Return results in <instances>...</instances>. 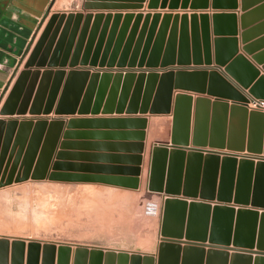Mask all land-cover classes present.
<instances>
[{
	"label": "water",
	"instance_id": "95a60500",
	"mask_svg": "<svg viewBox=\"0 0 264 264\" xmlns=\"http://www.w3.org/2000/svg\"><path fill=\"white\" fill-rule=\"evenodd\" d=\"M256 2H260L258 8L264 7V0ZM154 7L151 3L148 5V8ZM159 7H164L163 1ZM206 7L205 0H190L189 4L187 0L180 3L171 0L167 5L168 9ZM234 7L233 1L227 7L211 3L213 9ZM247 13L241 15L240 20ZM100 17V14L62 11H53L47 17L0 103V187L27 180L92 182L127 189L138 187L145 118L80 121L68 118V128L78 123L88 125L107 119L116 124L136 125V130L129 132L102 133L107 137L131 134L134 141L108 142L98 150L90 148L88 153H82L80 150L88 149L73 141L77 133L65 131L62 137L72 140L58 144L55 162L49 165L62 119L18 116L50 112L54 115L169 114V139L151 145L147 163L146 190L163 195L155 251L142 253L92 246H75L71 251V246L65 243L55 245L0 235V264H69L70 252V264H264V158L253 163L248 156L236 159L232 153L219 151L264 155V114L245 106L250 99L264 100V76L258 75L242 55L228 60L229 54L225 57L214 54V63L223 66L224 77L210 68L169 70L160 74L155 71H131L123 75L110 70L89 72V66L121 67L136 62L138 65L144 62L149 66L158 63L163 66L173 61L163 55L158 60V52L173 50L191 51L193 65L210 63L207 17L203 13L197 16L201 25L200 44L194 13L188 16V25L185 14L163 13L154 43L147 45V40L141 49L149 52L147 59L143 60L144 53L138 61L134 60L138 44H135L130 58L125 60L128 41L117 57L121 32L114 43L109 32L102 46L104 23L97 38L95 34ZM139 17L138 13L135 20ZM149 17L153 26L159 13H146L144 22ZM219 18L229 19L231 37L214 38L213 51L216 53L218 44L224 41L230 46L229 53H234V14L213 13L211 16L212 20ZM169 19L172 20L171 30L164 44V30ZM213 32L217 34L214 26ZM110 42L113 48L108 55ZM200 47L202 57L199 56ZM243 50L251 54L249 47L245 46ZM250 58L257 64L262 59L259 54ZM176 62L187 64L190 61L178 55ZM64 67L68 68L66 72ZM73 67L79 68L71 69ZM39 68L43 69L39 71ZM231 81L245 89L248 96L236 90ZM173 90L175 93L172 94ZM186 92L196 96L192 98ZM79 134L81 139L91 133L80 131ZM128 145L132 147L130 150H127ZM73 148H79V151L73 153ZM73 156H86L90 163H84L81 158L80 164L72 163Z\"/></svg>",
	"mask_w": 264,
	"mask_h": 264
},
{
	"label": "rangeland",
	"instance_id": "374dc122",
	"mask_svg": "<svg viewBox=\"0 0 264 264\" xmlns=\"http://www.w3.org/2000/svg\"><path fill=\"white\" fill-rule=\"evenodd\" d=\"M144 0H67L65 5L61 8L67 9H56L58 12H80L83 15L85 14H100L101 17L97 21V35L101 30L103 23L105 28L103 31V38L101 40L102 46L106 42L109 32L113 37V43L118 35L121 32V42L118 47L117 57L121 55L124 49L125 41H128V47L125 52V60L130 58V54L133 52L135 44L139 45L138 50L135 53L134 60L138 61L142 54L145 53L143 60L147 59L149 54L148 51L143 52L141 49L147 41V45H152L156 39L158 28L161 21V15L163 13H169L170 15L185 14L187 16L186 22L188 25L189 13H177L185 9L176 8L168 9L167 5L171 0H146L145 8L146 11L142 13V3ZM162 1L164 2V7L160 8ZM179 3L181 0H177ZM188 4L190 0H187ZM155 5L154 8H148V5ZM100 5V7H85L84 5ZM139 5V8H121L131 7ZM104 6V7H102ZM174 12V13H171ZM186 12V11H183ZM140 14L139 19L135 20V16ZM149 13H159V18L153 21L149 17L144 22V15ZM200 14V13H199ZM204 14V13H203ZM126 15H129L128 18H125ZM196 15V14H195ZM206 15V14H205ZM106 16L108 18L106 19ZM198 15H196L197 17ZM207 17V15H206ZM145 23V24H143ZM178 23L175 21V36H178ZM214 19L212 20V25ZM172 20H168L166 28L164 30V44L169 35L171 28ZM196 31L198 36L199 44L201 42V25L198 17L195 19ZM199 25V26H198ZM152 26V28H151ZM112 27V29H111ZM143 27V29H142ZM177 29V30H176ZM206 30L208 33L207 18H206ZM131 34V38H130ZM230 35V34H229ZM228 37H231L229 36ZM216 37H210L208 33L209 43L211 44V51L209 52L210 63L208 65L200 64L193 65L191 63L192 52H182L173 50L171 52H158V60L163 56L173 61L166 65L160 66L159 63L155 66H149L142 62L140 65L134 63L132 66H127L124 64L121 67H98L94 66L88 67L89 72L91 71H106L110 70L111 73L115 71L123 75L126 72L133 71L134 73H149L155 71L157 74L166 71H177V70H190L191 68L198 69H214L217 72H220L224 77L223 72L221 71L223 66H217L214 63V54H217L219 57H225L223 52L218 48L219 44L225 43L220 42L217 46L218 50L216 53L213 51V39L214 38H225L223 35H215ZM235 36V35H234ZM232 36V37H234ZM130 38V39H129ZM130 40V41H129ZM95 41L93 44H95ZM177 41V39H176ZM113 43L110 42L109 50L107 51L108 55L113 48ZM94 45H92L93 47ZM163 47V46H162ZM92 49V48H91ZM101 53V52H100ZM229 54V55H228ZM91 55V51H90ZM178 55L187 57L189 63L187 64H178L177 57ZM228 60L233 59L235 56L240 55L239 53H227ZM199 56H203V52L199 50ZM90 58V56H88ZM108 57V56H107ZM116 57V58H117ZM79 67H73L71 69H76ZM43 68H40L41 71ZM56 69V68H51ZM63 70H68L67 67H64ZM232 82V81H231ZM232 85L235 86L236 90L240 92V87L232 82ZM245 90V89H244ZM175 91V90H174ZM247 105V106H246ZM246 107L248 110L254 109L259 110L264 114V100L259 99H250L246 102ZM114 114V115H113ZM121 114V115H120ZM98 115H105L101 117ZM145 115L151 116H160L152 114H126V113H97V114H72L71 118L76 121L86 120V119H95V118H108L111 120L125 117H143ZM167 115L169 114H161ZM69 118V117H68ZM102 121L100 123H93L88 125H81L80 123L72 125V131L77 133V137L73 138V141L80 142V128L88 127V131L91 134L87 136H94L92 134L96 125L110 126L113 122ZM106 120V119H104ZM127 122H121L122 125H127ZM113 124H116L115 122ZM146 125V118H145ZM136 126V125H135ZM133 126V130H136ZM91 128V129H90ZM145 128V127H144ZM143 128V130H144ZM169 130H170V120H169ZM108 132H111L107 130ZM169 139V138H168ZM168 141V140H167ZM165 141V142H167ZM165 142H156V143H165ZM90 143V142H88ZM73 153L79 151V148H73ZM90 148H88L89 151ZM225 153H232L236 155V159L241 156H248L251 158L252 162L255 163L264 158L262 154H250L245 151L242 152H227L226 150H219ZM79 156H73L72 163L80 164ZM84 163H90L89 158L84 159ZM264 162V161H263ZM126 165V164H123ZM141 165L139 164V174H138V187L136 189H130L134 191H139L142 193V198L137 197L135 202L129 203L127 196H116L110 194H105L104 196H98L95 193L97 187H102L103 192L106 193L108 186L116 187L111 185H105L101 183H92V182H52V181H25L20 183H13L8 186L0 187V235L4 236H13L20 237L24 239H32L40 242H51L55 245L60 243H65L71 246V251L75 246H92L97 247L98 245L107 246L100 248H109L114 250H123V251H134L135 249L130 248H141L146 250L151 244H149V239H152V242L155 239H158V226L160 218V206L161 200L160 196L150 195L146 190V173H147V163L144 165L143 170H141ZM143 172V173H142ZM253 174V171H252ZM250 186V185H249ZM123 188V187H120ZM127 189V188H125ZM153 198V199H152ZM131 201V200H130ZM154 202L155 208L153 213H148V203ZM146 210V211H145ZM157 212V213H156ZM150 214V215H149ZM145 241V242H144ZM148 241V242H147ZM156 243L152 244V252L155 251ZM139 252V251H137ZM145 253V252H142Z\"/></svg>",
	"mask_w": 264,
	"mask_h": 264
},
{
	"label": "crops",
	"instance_id": "0c3cea01",
	"mask_svg": "<svg viewBox=\"0 0 264 264\" xmlns=\"http://www.w3.org/2000/svg\"><path fill=\"white\" fill-rule=\"evenodd\" d=\"M67 0H0V103L4 98L9 86L14 80L18 71L22 68V63L25 59L26 53L34 43L37 35L41 31L47 17L50 13L55 11L56 9H67L61 8L65 5ZM199 1V0H197ZM233 1L235 3V7L232 9H213L211 8V3H215L220 7H227L229 2ZM242 1L243 5L242 6ZM205 0L206 8L204 9H185L182 11H178L177 13H194L198 15L199 13H204L207 15V26L208 33L210 37H216L215 35H223V37H228L231 33V23L229 19H215L214 20V29L213 32L212 19L211 16L213 13H233L234 14V23L233 28L235 30V39H236V53L242 55L250 65L257 70L258 75L264 76V7L258 8L260 2H256L257 0ZM146 0L142 3L141 11L144 13L146 11L145 8ZM242 7L244 9L242 10ZM256 8V9H255ZM253 10V11H251ZM186 11V12H183ZM251 11V12H250ZM247 13L243 20H240V16L244 13ZM250 12V13H249ZM174 13V12H171ZM197 18V17H196ZM199 26V25H198ZM210 43V49H211ZM249 47V51L251 54H246L243 50V47ZM219 50L226 55L230 51V46L228 43L219 44ZM259 54L261 56V62L255 63L250 57L252 55ZM40 69V68H39ZM66 72V70H64ZM244 74V73H242ZM64 77V76H63ZM62 85V83H61ZM61 86L58 89L57 96ZM241 94L247 95L246 90L240 89ZM175 93L174 90L172 94ZM191 94V97L194 98L196 95L191 92H186ZM56 96V97H57ZM205 97V95H202ZM247 106V105H246ZM114 115V114H113ZM121 115V114H120ZM140 115V114H139ZM72 115H54L51 112L45 115H37V116H29L23 115L18 116L17 118H42V119H51V118H59L62 119L63 124L61 126L59 136L52 152V156L49 162V165L55 162L54 155L59 151L58 144L62 141H71L70 137H62L65 131H72V128L66 127V122L68 117L71 118ZM101 117H105V115H98ZM146 117V125L144 128V137L142 140V151H141V162L140 167L143 170L144 165L148 163L149 160V152L152 144L156 142H165L169 138V120L170 117L167 115L160 116H151L145 115ZM132 125H122V124H114L110 126L104 125H96L93 129L96 134L94 136H87L80 139L81 148H96L97 150L104 143H114V142H130L133 136L128 134L125 137H107L104 132H129L133 129ZM91 129V128H90ZM81 132H87L88 127H81ZM98 132V133H97ZM88 142H90L88 144ZM95 143V145H94ZM91 144V145H90ZM132 147L127 146V150H130ZM71 151V150H66ZM82 153H88V150H80ZM101 153V152H96ZM259 155V154H258ZM81 159H85L86 156H80ZM87 159V158H86ZM66 162H71V160H65ZM50 171V170H49ZM143 173V172H142ZM31 181V180H27ZM46 181V180H42ZM25 182V181H24ZM71 184V183H70ZM108 190L106 193L103 192L102 187H97L95 190L96 195L104 196L105 194H110L116 196H127L128 204L135 202L137 197L142 198V193H139L134 190L120 188V187H110L108 186ZM150 195L160 196V200L162 199L161 193H151ZM180 197V196H179ZM153 199V198H152ZM131 200V201H130ZM186 201H189L188 199ZM260 211V210H258ZM145 242V241H144ZM148 242V241H147ZM148 249L142 250L141 248H130L135 249L134 251L145 252V253H153L152 252V244L157 243V239L152 242V239H149ZM97 247H107L98 245ZM70 252L69 264L71 262ZM253 255V254H251Z\"/></svg>",
	"mask_w": 264,
	"mask_h": 264
},
{
	"label": "bare ground",
	"instance_id": "6f19581e",
	"mask_svg": "<svg viewBox=\"0 0 264 264\" xmlns=\"http://www.w3.org/2000/svg\"><path fill=\"white\" fill-rule=\"evenodd\" d=\"M148 208V213H153L154 212V208H155V204L154 202L150 203V206L147 207ZM146 208V209H147ZM146 211V210H145ZM157 213V212H156ZM150 215V214H149Z\"/></svg>",
	"mask_w": 264,
	"mask_h": 264
}]
</instances>
